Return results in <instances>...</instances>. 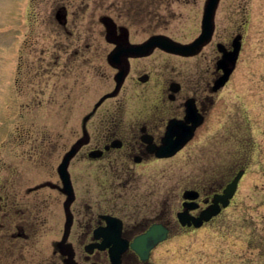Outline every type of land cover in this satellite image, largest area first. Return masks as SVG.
Wrapping results in <instances>:
<instances>
[{
  "label": "flooded vegetation",
  "instance_id": "flooded-vegetation-1",
  "mask_svg": "<svg viewBox=\"0 0 264 264\" xmlns=\"http://www.w3.org/2000/svg\"><path fill=\"white\" fill-rule=\"evenodd\" d=\"M57 1L54 32L59 28L55 37H60L55 53L49 61L35 59L33 63L21 55L16 68L19 77L13 79L25 84L24 78H29L26 69L33 71L44 65L53 71L49 76L53 79V95L65 91L69 99L75 85L67 79L74 72L80 79L91 65L94 71L101 72L98 75L110 78L112 88L84 112L78 135H74L72 124L63 128L66 141L62 147H58L54 128L49 141L39 139L34 144V159L31 148L11 156L8 144V156L2 159L0 168V264H163L162 258L158 262L154 254L170 239L173 226L166 209L153 214L152 190L142 183L150 178L144 171L153 162L170 158L158 155L167 137L177 140L192 127V136L181 151L211 122L216 94L236 68L244 37L251 28L250 19L242 24L246 33L235 31L227 39L218 40L215 18L219 0L211 39L197 53L182 55L159 45L145 46L152 36L171 37L164 28L147 26L141 29L144 38H131L130 21L141 17L131 8L133 0H93L100 7L97 19L104 24L97 35L89 29H70L73 20L69 18L68 2ZM137 1L146 11L142 19H168L169 0ZM236 37L240 47L234 68L225 84L214 89L223 68L232 66L229 58L234 55ZM83 42L86 50L97 54L88 56ZM73 44H77L74 50L70 48ZM207 45L215 46L207 62L190 64L180 60L196 57ZM58 52L65 55L63 60ZM38 78L28 79V96L19 111L21 116L36 112L41 105L38 95L42 80L36 81ZM107 100V105L101 107ZM62 106L65 108H53L51 113L71 117L72 105ZM65 157L67 182L59 171ZM75 162L82 163L80 172H73ZM143 184L144 192L123 194L128 186L139 189ZM187 188L199 191L194 200L196 207L189 210L193 215L222 190L215 187L202 193L198 188ZM184 201L180 200L174 212L176 223L180 229L194 228L180 225L176 218V213L184 209ZM153 225H160L167 233L149 248L152 241L143 235ZM134 243L138 248L133 247Z\"/></svg>",
  "mask_w": 264,
  "mask_h": 264
},
{
  "label": "rangeland",
  "instance_id": "rangeland-1",
  "mask_svg": "<svg viewBox=\"0 0 264 264\" xmlns=\"http://www.w3.org/2000/svg\"><path fill=\"white\" fill-rule=\"evenodd\" d=\"M65 1L73 20L70 29H89L97 35L104 28L97 19L100 7L93 0ZM57 3V0H0V168L2 159L8 156V144L11 156L31 148L34 159V144L39 139L49 141L53 128L59 139L58 147H62L66 141L63 128L72 124L74 135H78L84 112L91 110L102 94L112 88L110 78L98 75L101 72L94 71L91 65L84 69L80 79L75 72L67 79L75 85L69 99L65 91L53 95V79L49 78L53 71L44 65L33 71L26 69L29 78H24L25 84L13 79L19 77L16 68L21 55L26 62L33 63L35 59L49 61L55 53L60 37H55L59 28L54 32ZM204 4L205 0H169L168 19L156 21L142 19L146 13L143 3L133 0L131 8L141 17L130 21L131 38L142 39L146 36L141 34L142 28L157 26L172 38L189 42L200 33ZM217 12L218 40L227 39L235 31L246 33L242 24L250 19L251 28L244 37L236 68L229 82L216 94L211 122L176 155L155 161L144 171L150 178L142 183L152 190L153 214L166 209L173 226L170 239L154 254L158 262L162 258L163 264H264V0H221ZM77 44L70 48L76 49ZM214 47L207 45L196 57L180 60L190 64L207 62ZM82 48L86 50L85 42ZM58 54L63 60L65 55ZM86 54L97 53L86 50ZM106 72L110 73L108 69ZM37 77L40 78L36 81L42 80L38 95L41 105L36 106V112L21 116L19 111L28 96V79ZM63 104L72 105L71 117L51 113L53 108H65ZM82 166L81 162H75L73 172H80ZM240 169H244V174L228 207L202 227L179 228L174 212L180 206L184 188H198L202 193L210 188L222 189ZM144 184L139 189L128 186L123 194H139Z\"/></svg>",
  "mask_w": 264,
  "mask_h": 264
},
{
  "label": "water",
  "instance_id": "water-1",
  "mask_svg": "<svg viewBox=\"0 0 264 264\" xmlns=\"http://www.w3.org/2000/svg\"><path fill=\"white\" fill-rule=\"evenodd\" d=\"M218 0H206L202 21H201V32L200 34L190 43H178L174 40L165 37V36H152L148 43H146L145 46L149 45H159L163 47L164 49L180 53L184 55H190L196 53L203 44H205L212 35L213 31V17L215 8L217 6ZM238 40V37L234 39V55L229 58L230 62L232 63V66L228 69H224V73L222 76L219 77V79L215 82L214 89L219 88L222 86L225 81L227 80L230 72L232 71L236 55L239 49V44L236 42ZM225 58V57H224ZM193 128L191 127V130H188L183 137H180L177 140H170V137H167L165 139V144L159 148L158 155L160 156H169L174 154L191 136L193 133ZM72 153V150H70L69 155ZM66 163L67 159L63 160V162L59 166V171L62 175V178L65 182L68 181L66 176L64 175L66 173ZM243 173V170H240L236 176L233 178L232 181H230L223 189L222 193H215L212 197V202L207 207L202 209L197 216L191 215L188 212V209L193 208L194 206L191 205V203H185L186 208L185 210L178 212L177 217L181 224L185 225H191L194 226H200L203 221L209 220L212 216L218 214L221 210V206L225 207L228 205L230 198L235 193L238 180L240 179L241 175ZM198 192L195 190H186L183 193V197L185 198H195L197 197ZM221 204V205H220ZM166 229L161 227L160 225H153L150 227V229L147 231L146 234L143 235V237L150 239L152 242L148 244L147 247L151 248L158 240L164 238L166 236ZM138 244L134 243L133 247L138 248Z\"/></svg>",
  "mask_w": 264,
  "mask_h": 264
}]
</instances>
